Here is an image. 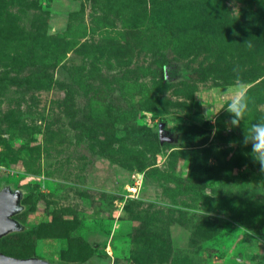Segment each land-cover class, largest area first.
Wrapping results in <instances>:
<instances>
[{
    "label": "rangeland",
    "instance_id": "obj_1",
    "mask_svg": "<svg viewBox=\"0 0 264 264\" xmlns=\"http://www.w3.org/2000/svg\"><path fill=\"white\" fill-rule=\"evenodd\" d=\"M262 119L264 0H0V187L23 194L0 253L264 264V173L242 144Z\"/></svg>",
    "mask_w": 264,
    "mask_h": 264
},
{
    "label": "clouds",
    "instance_id": "obj_2",
    "mask_svg": "<svg viewBox=\"0 0 264 264\" xmlns=\"http://www.w3.org/2000/svg\"><path fill=\"white\" fill-rule=\"evenodd\" d=\"M236 12H239V10L234 9L233 13ZM249 46L251 47V45ZM234 71H237V79L224 94H231L233 97L226 107L231 116L229 123L232 127H239L241 121L249 112L248 89L246 83L240 79L238 70ZM242 144L245 147H251V157L260 166V171L264 173V119L257 121L250 129L245 130Z\"/></svg>",
    "mask_w": 264,
    "mask_h": 264
},
{
    "label": "water",
    "instance_id": "obj_3",
    "mask_svg": "<svg viewBox=\"0 0 264 264\" xmlns=\"http://www.w3.org/2000/svg\"><path fill=\"white\" fill-rule=\"evenodd\" d=\"M19 192V191H18ZM17 192V193H18ZM19 194V193H18ZM19 196L12 195V191L9 187H4L0 190V238L19 230L22 227L19 226L11 217L15 212L16 207L19 205ZM22 207L20 206V210ZM0 264H58L50 263L39 258H15L3 253H0Z\"/></svg>",
    "mask_w": 264,
    "mask_h": 264
},
{
    "label": "flooded vegetation",
    "instance_id": "obj_4",
    "mask_svg": "<svg viewBox=\"0 0 264 264\" xmlns=\"http://www.w3.org/2000/svg\"><path fill=\"white\" fill-rule=\"evenodd\" d=\"M4 187H9L10 189H11V191H12V195L13 196H15V197H17V196H19V194H20V200H19V205L16 207V209H15V212H14V214L12 215V219L15 221V222H17L18 224H19V226H21L22 227V229H23V226L16 220V216L23 210V208L20 210V206H21V201H22V199H23V194H22V192H21V190H19V189H14V188H12L11 187V185L10 184H2L1 185V187H0V190L2 189V188H4ZM19 191V192H18ZM19 194H18V193ZM22 207V206H21ZM19 231H21V230H19Z\"/></svg>",
    "mask_w": 264,
    "mask_h": 264
},
{
    "label": "trees",
    "instance_id": "obj_5",
    "mask_svg": "<svg viewBox=\"0 0 264 264\" xmlns=\"http://www.w3.org/2000/svg\"><path fill=\"white\" fill-rule=\"evenodd\" d=\"M6 236H7V235H6ZM4 237H5V236H4ZM4 237L0 238V240L3 239ZM15 258H16V257H15Z\"/></svg>",
    "mask_w": 264,
    "mask_h": 264
}]
</instances>
